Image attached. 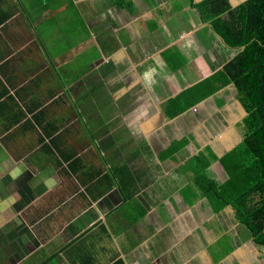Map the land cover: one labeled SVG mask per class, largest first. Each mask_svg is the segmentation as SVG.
Returning a JSON list of instances; mask_svg holds the SVG:
<instances>
[{"label":"crops","instance_id":"obj_1","mask_svg":"<svg viewBox=\"0 0 264 264\" xmlns=\"http://www.w3.org/2000/svg\"><path fill=\"white\" fill-rule=\"evenodd\" d=\"M201 1L0 0V264H264L209 199L248 112Z\"/></svg>","mask_w":264,"mask_h":264},{"label":"trees","instance_id":"obj_2","mask_svg":"<svg viewBox=\"0 0 264 264\" xmlns=\"http://www.w3.org/2000/svg\"><path fill=\"white\" fill-rule=\"evenodd\" d=\"M202 18L228 46L241 49L236 58L240 74L232 80L248 115L232 181H210L209 197L221 211L228 205L246 226L253 242L264 249V0H246L233 7L230 0H204L195 4ZM215 193V194H214Z\"/></svg>","mask_w":264,"mask_h":264},{"label":"clouds","instance_id":"obj_3","mask_svg":"<svg viewBox=\"0 0 264 264\" xmlns=\"http://www.w3.org/2000/svg\"><path fill=\"white\" fill-rule=\"evenodd\" d=\"M145 78H146V80L148 79L147 74H146ZM46 187L48 188L49 191H51L55 187V184H49L46 182Z\"/></svg>","mask_w":264,"mask_h":264},{"label":"rangeland","instance_id":"obj_4","mask_svg":"<svg viewBox=\"0 0 264 264\" xmlns=\"http://www.w3.org/2000/svg\"><path fill=\"white\" fill-rule=\"evenodd\" d=\"M244 228H246V227L244 226ZM246 230H247V228H246ZM227 249H228V250L230 249L228 244H227Z\"/></svg>","mask_w":264,"mask_h":264}]
</instances>
